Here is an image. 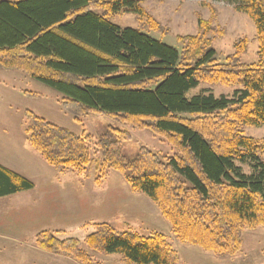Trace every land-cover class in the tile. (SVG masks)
Returning <instances> with one entry per match:
<instances>
[{
	"label": "trees",
	"instance_id": "trees-1",
	"mask_svg": "<svg viewBox=\"0 0 264 264\" xmlns=\"http://www.w3.org/2000/svg\"><path fill=\"white\" fill-rule=\"evenodd\" d=\"M216 1L234 5L253 23L255 63H240L245 39L219 63L213 42L223 29L202 19L196 36L178 38L180 49L110 21L130 13L159 29L137 0H0V70L59 92L77 122L106 115L160 137L174 152L171 157L141 148L128 160L119 151L130 137L125 129L110 126L98 137L77 136L25 113L27 143L46 165L77 174L94 166L97 184L108 171L121 174L133 192L154 204L179 242L228 257L239 252L244 230L264 228V140L242 130L264 125V0ZM203 84L233 89L232 98H187ZM92 150L100 157L92 158ZM32 188L29 179L0 165V198ZM91 227L84 242L99 254L120 255L130 264L179 262L161 234L117 233L103 223ZM61 234L40 232L35 246L93 264L78 240Z\"/></svg>",
	"mask_w": 264,
	"mask_h": 264
},
{
	"label": "rangeland",
	"instance_id": "rangeland-1",
	"mask_svg": "<svg viewBox=\"0 0 264 264\" xmlns=\"http://www.w3.org/2000/svg\"><path fill=\"white\" fill-rule=\"evenodd\" d=\"M137 1L146 14L159 25V29L152 30L130 13L113 16L110 21L122 28L140 30L155 40L180 49L178 38L196 36L199 33L198 20L202 19L210 22L214 27L223 29V36L213 42V48L216 51L215 59L219 63H225V58L234 53L235 44L241 39L247 40L248 45L245 54L240 58V63L252 64L258 60L255 27L246 15L237 13L232 4L216 0ZM97 13L102 14L101 11ZM25 92L36 96L25 95ZM233 92V89L219 85L203 84L189 91L187 98L199 93L232 98ZM62 97L59 92L36 79L19 72L0 70V157L9 158L11 164L19 168L21 173L28 172V168L30 171H35L37 167H41L39 164H43L44 168H49L27 143L25 135V129L29 125L25 118L27 112L77 136L85 134L98 137L110 126L125 129L130 137L128 141L120 144L119 151L128 160H133L141 148L158 156L171 157L174 154L166 142L150 131L133 130L106 115H88L81 117L79 122L75 121L72 111L61 104ZM242 130L249 138L256 141L264 140V125ZM91 153L92 158L96 155L100 157L98 152L92 150ZM236 165L243 173H251L248 165L238 163ZM28 176L29 180L34 179L33 176ZM96 177L94 166H90L80 179V183L87 190V199L92 197V200L93 198L100 200L87 207L85 215L83 212L76 221L69 224L50 218L51 224L40 225L44 226L40 229L60 231L62 238L78 240L80 248L89 255L93 264H130L120 255L99 254L85 244L86 236L93 230L91 226L101 223L109 225L117 233L130 231L143 237L154 233L161 234L171 248L177 252L178 264H264V228L244 230L239 252L228 257H218L211 252H204L198 247L179 242L173 235L170 225L146 196L138 194L150 204L142 205L143 202H136L132 199L133 204L135 201L138 206L131 205V201H128L131 196L129 192H135L130 189L121 174L108 171L105 178L98 184L95 182ZM91 189H95V194L91 193ZM28 194L32 192L29 191ZM119 198L127 200H121L123 205L119 202L115 204L114 201ZM131 209L134 210L132 214ZM29 235V232L23 229L22 243L31 237ZM9 247L10 245L5 246V250L0 249V264H80L71 259L69 261L62 259L63 257L58 259L54 255L45 257L44 253H38L37 257L29 254L26 248L20 249V246L13 247L12 250ZM49 258H54L53 263Z\"/></svg>",
	"mask_w": 264,
	"mask_h": 264
},
{
	"label": "crops",
	"instance_id": "crops-1",
	"mask_svg": "<svg viewBox=\"0 0 264 264\" xmlns=\"http://www.w3.org/2000/svg\"><path fill=\"white\" fill-rule=\"evenodd\" d=\"M0 165L27 179L28 175L34 177L32 181L30 180L33 183L31 190L0 198V249L5 250V246L8 245H10L9 249L11 250L13 247L20 246V249L26 248L29 254L37 257L38 253H44L45 257L47 255H54L58 259L62 258L63 256L61 255L46 253L37 249L34 238L40 232L49 231L47 229H40V227L44 228V226L40 225L51 224L50 218L56 219L57 222L69 224L76 221L83 212L85 215L87 207L100 201L94 198L92 200V197L87 199V190L80 183V179L84 173L77 174L72 171H57L50 168V166L49 168H44L43 164H39L43 168L37 167L38 169L35 171H30L28 168V172L23 174L19 171V168L11 164L9 158L4 159L1 157ZM71 177L76 178V180ZM29 191L32 194H28ZM90 191L92 194H95V189H91ZM129 193L131 196L128 201L133 199L136 202H143L142 205L150 204L148 200L139 196L138 193H132L131 191ZM122 199L119 198L114 203H122ZM135 201L134 204L132 201L130 204L137 207L138 204ZM130 211L131 214L134 212L132 209ZM23 229L25 232H29V236H31L27 241H24L25 243H22L23 239L21 237ZM16 254H20L21 256V252ZM49 259L53 263L54 258ZM62 259L70 260L66 257Z\"/></svg>",
	"mask_w": 264,
	"mask_h": 264
}]
</instances>
